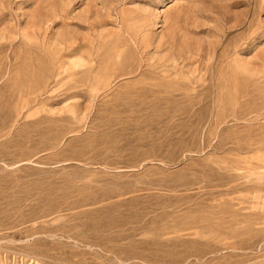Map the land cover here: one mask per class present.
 Returning a JSON list of instances; mask_svg holds the SVG:
<instances>
[{"label": "rangeland", "instance_id": "obj_1", "mask_svg": "<svg viewBox=\"0 0 264 264\" xmlns=\"http://www.w3.org/2000/svg\"><path fill=\"white\" fill-rule=\"evenodd\" d=\"M0 264H264V0H0Z\"/></svg>", "mask_w": 264, "mask_h": 264}]
</instances>
